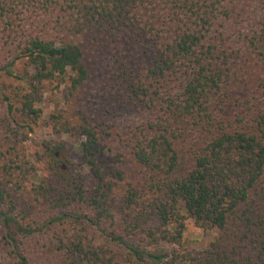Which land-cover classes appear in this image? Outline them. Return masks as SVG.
<instances>
[{"label":"trees","instance_id":"1","mask_svg":"<svg viewBox=\"0 0 264 264\" xmlns=\"http://www.w3.org/2000/svg\"><path fill=\"white\" fill-rule=\"evenodd\" d=\"M0 264H264V0H0Z\"/></svg>","mask_w":264,"mask_h":264},{"label":"rangeland","instance_id":"2","mask_svg":"<svg viewBox=\"0 0 264 264\" xmlns=\"http://www.w3.org/2000/svg\"><path fill=\"white\" fill-rule=\"evenodd\" d=\"M96 68L99 69V66H96ZM55 106L56 104H54L53 102H49L47 103L46 108L48 109V111H51L53 108H55ZM43 135L44 134L39 131V136L43 137ZM216 235V230H203L194 227H189L185 235V240L186 244L189 247L203 249L209 245V243L215 238Z\"/></svg>","mask_w":264,"mask_h":264}]
</instances>
